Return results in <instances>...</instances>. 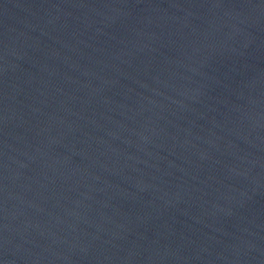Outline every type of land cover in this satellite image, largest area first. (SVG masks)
I'll use <instances>...</instances> for the list:
<instances>
[{"label":"water","instance_id":"water-1","mask_svg":"<svg viewBox=\"0 0 264 264\" xmlns=\"http://www.w3.org/2000/svg\"><path fill=\"white\" fill-rule=\"evenodd\" d=\"M0 264H264V0H0Z\"/></svg>","mask_w":264,"mask_h":264}]
</instances>
